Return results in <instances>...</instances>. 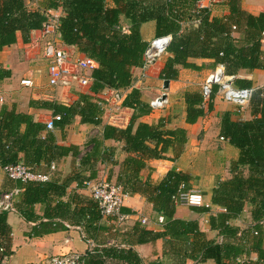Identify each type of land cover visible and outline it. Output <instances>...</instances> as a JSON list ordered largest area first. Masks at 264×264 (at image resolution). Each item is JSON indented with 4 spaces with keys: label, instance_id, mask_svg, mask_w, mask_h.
I'll list each match as a JSON object with an SVG mask.
<instances>
[{
    "label": "trees",
    "instance_id": "1",
    "mask_svg": "<svg viewBox=\"0 0 264 264\" xmlns=\"http://www.w3.org/2000/svg\"><path fill=\"white\" fill-rule=\"evenodd\" d=\"M30 1L37 2L38 8L30 9L25 0H0V55L5 48L17 43L19 34L27 43L33 31L42 30L48 21V10L61 9L64 14L59 26L62 43L76 48L97 63L91 74L92 95L79 93L71 105L56 101H33L31 105L50 111L56 130L63 131L79 119L81 124L100 128L102 133L100 138H91L82 148L60 146L46 124L36 122L33 116L19 113L15 108L3 107L0 109V168L23 164L38 174L36 168L42 163L51 171L53 162L68 156L79 159L72 177L63 179L58 173L52 175L50 172L47 173L51 176L48 182H20V201L14 204V210L28 222L38 220L35 206L39 204L45 205L44 217L48 220L71 214L80 219L79 225L90 241L88 236L101 230L98 224L102 216L97 202L78 194L66 202L62 198L67 195L72 183L76 182L78 187L83 188L98 177L96 165L108 155L105 141L115 140L123 144L127 159L117 185L130 195L139 190V174L147 161L164 159V154L171 147L181 146L185 138L183 130L167 131L162 123L137 126L138 120L149 115L152 109L135 89L127 94L122 104L133 111L125 129L106 125L102 120L107 103L97 96L107 90L128 92L133 82L132 69L143 65L149 44L142 40L141 25L153 20L157 38L172 37L166 52L169 57L161 72L162 79L175 80L177 66L197 69L188 63L190 59L213 60L214 64L224 67L226 75L236 77L241 70L264 69L261 51L264 13L253 15L244 11L241 0H225L228 15L214 19H211L208 9L196 7L199 0H169L163 4H156L154 0ZM188 11H195L196 16L190 14L186 17ZM122 18L130 22L128 31L122 27ZM11 76V71L3 68L0 62V81ZM234 85L253 89L248 82L235 80ZM253 90L249 104L252 120L234 123L228 115L222 120L223 138L240 151L237 168H246L248 175L238 171L230 181L219 183L214 189L213 204L226 212L212 218V229L219 230L229 240L224 246L212 244L207 248L204 256L213 257L217 264H222L225 258H238L251 251H257L260 262L264 263V229L260 224L264 220V88ZM215 91L217 88L213 94ZM202 103L200 94L186 96L188 123H195L203 116ZM187 182L186 176L169 173L155 189L156 196L151 200L168 219H172L174 214L170 206L171 197ZM73 204L75 208H72ZM247 204L253 207L255 223L251 229L238 235V230L227 222L238 218ZM7 216V212H0V224L4 228ZM166 231L173 238L183 239L187 234L196 232V228L193 224L173 221L167 224ZM106 255L112 256L109 253ZM117 257L129 264H138L136 256L130 253ZM96 258L86 257V264H103V256L98 260Z\"/></svg>",
    "mask_w": 264,
    "mask_h": 264
},
{
    "label": "crops",
    "instance_id": "2",
    "mask_svg": "<svg viewBox=\"0 0 264 264\" xmlns=\"http://www.w3.org/2000/svg\"><path fill=\"white\" fill-rule=\"evenodd\" d=\"M25 2L32 10L38 8L37 2L30 0ZM154 2L163 4L169 0ZM225 3V0H199L196 7L208 9L211 19H214L228 15ZM241 6L244 11L253 15L264 13V0H241ZM190 14L194 16L195 11H188L186 17ZM186 20L187 18L185 22ZM193 23L197 24V21ZM121 24L124 30H129L130 22L127 19L122 18ZM43 32V28L33 31L27 43L19 34L17 43L5 48L1 53L0 62L3 68L11 71L12 76L0 81V109L15 108L17 112L31 115L36 122L47 125L53 120L52 113L32 107L31 102L56 101L71 105L77 99V94L92 93L90 85L71 91H61L48 85L47 63L41 54L44 44L52 41L54 35L44 36ZM140 33L142 40L150 44L157 38L155 21L143 23ZM62 47L71 55L80 58L85 56L74 47H67L64 44ZM261 51L264 55V40ZM168 57V54L165 59L162 56L160 61L146 70L142 67L133 68L132 87L126 93L129 94L133 89L138 90L142 100L147 104L165 95L168 105L164 109H152L149 115L138 120L137 126L139 124L157 126L162 123L164 130H183L184 142L181 146L171 147L164 154V159L147 161L146 167L139 174V190L128 195L122 208L126 220L118 222L115 219L102 218L98 224L101 230L90 234L88 238L91 240L88 241L83 227L79 225L80 219L71 214L65 218L48 220L44 217L45 205L39 204L35 206L38 220L28 222L14 210L8 213L6 227L0 224V264H39L47 259L72 253L84 255L87 259L96 256L97 260L103 256V264H129L117 257L126 253L136 256L138 264H217L213 257H205L204 254L212 244L224 246L229 240L224 238L219 230L212 229V218L226 212L224 208L213 204L214 189L219 183L230 181L238 171L240 174L248 175L246 168L240 167L239 170L237 168L240 151L228 139L223 138L222 120L228 115L232 122L244 123L252 120L253 116L249 105L241 109L225 102L217 90L209 103L205 106L202 103L200 106L204 112L203 116L195 123H188L186 96L201 95L202 84L219 65L214 64L213 60L190 59L188 63L195 65L197 69L177 66L178 76L170 81L161 77ZM70 68L74 69L72 66ZM32 76L35 79V87L31 89L22 87L21 80ZM236 80L250 83L253 89L264 88V69L241 70L236 75ZM165 81H169L167 90L164 89ZM97 98L107 103L102 115L104 124L118 129H125L129 125L133 111L123 105L119 109L115 107L114 91L107 90ZM52 132L58 145L65 147L74 145L80 148L91 138H100L102 133L100 128L81 124L79 119L63 131L54 128ZM104 148L108 155L103 162L96 165L98 177L89 184L106 181L117 185L124 170L127 154L123 152V144L115 140L105 141ZM20 158L23 160V155ZM78 163L79 159L68 156L53 162L51 171L47 169L45 163L37 167L36 171L38 174L49 176L47 173L51 172L52 175L58 173L60 177L66 179L73 176ZM169 173L186 176L188 182L182 185L186 190L199 191L203 195L205 205L192 208L175 206L171 201L170 206L174 210L172 219L159 212L151 199L156 196L155 189ZM20 182L11 180L0 169V197L15 189L20 190ZM75 194L92 199L87 186L80 188L74 182L62 200L66 202ZM20 195L21 191L14 198V204L20 201ZM75 207L73 204L72 208ZM252 210L253 207L247 204L244 212L238 218L230 219L227 224L236 228L238 235L246 232L255 223ZM173 221L193 224L196 232L187 234L183 239L173 238L166 231L167 224ZM260 224L264 229V220ZM262 242L264 250V231ZM222 264L264 263L260 262L257 251H251L238 258H225Z\"/></svg>",
    "mask_w": 264,
    "mask_h": 264
},
{
    "label": "built area",
    "instance_id": "3",
    "mask_svg": "<svg viewBox=\"0 0 264 264\" xmlns=\"http://www.w3.org/2000/svg\"><path fill=\"white\" fill-rule=\"evenodd\" d=\"M61 9H51L46 12L47 23L43 26V35L53 34V40L44 44L42 49V59L47 63L48 85L63 90H79L80 88L91 85L92 71L97 68L94 60L84 56L80 58L71 55L63 49L59 26L63 17ZM126 31V30H124ZM172 41L171 36H163L154 39L144 54L142 69L146 70L155 62L162 58ZM70 66L74 67L71 70ZM35 79L26 77L21 80V86L24 88H34ZM235 76L225 74V69L219 65L215 72L202 84L201 95L203 106L209 103L213 97L214 89L217 88L219 94L225 102L233 104L241 109L246 108L251 101L254 90L250 88H238L234 85ZM126 91H114L115 107L121 108L126 98ZM2 101V100H1ZM168 105L167 99L159 97L150 103L151 109H164ZM48 130H54L52 121L47 124ZM7 176L14 181L21 182H48L49 175L37 174L25 167L23 164L8 165L0 168ZM53 169V168H52ZM91 194V198L97 202L100 214L104 219H115L118 222L126 220L122 213L125 200L128 197L121 186L100 181L94 184L86 185ZM20 190L15 189L12 192L5 193L0 197V212L14 211V198L18 196ZM175 206L202 207L205 205L203 195L199 191L186 190L181 185L178 191L171 197ZM86 256L77 253L66 254L47 259L39 264H86ZM6 260V259H5Z\"/></svg>",
    "mask_w": 264,
    "mask_h": 264
},
{
    "label": "water",
    "instance_id": "4",
    "mask_svg": "<svg viewBox=\"0 0 264 264\" xmlns=\"http://www.w3.org/2000/svg\"><path fill=\"white\" fill-rule=\"evenodd\" d=\"M168 87H169V81H165V83H164V89L167 90ZM162 99H166V96L165 95L162 96Z\"/></svg>",
    "mask_w": 264,
    "mask_h": 264
},
{
    "label": "rangeland",
    "instance_id": "5",
    "mask_svg": "<svg viewBox=\"0 0 264 264\" xmlns=\"http://www.w3.org/2000/svg\"><path fill=\"white\" fill-rule=\"evenodd\" d=\"M166 54L163 56V59H165ZM160 61V60H159Z\"/></svg>",
    "mask_w": 264,
    "mask_h": 264
}]
</instances>
